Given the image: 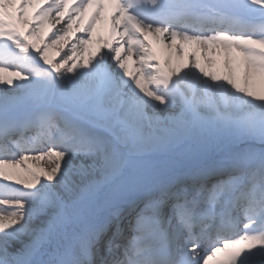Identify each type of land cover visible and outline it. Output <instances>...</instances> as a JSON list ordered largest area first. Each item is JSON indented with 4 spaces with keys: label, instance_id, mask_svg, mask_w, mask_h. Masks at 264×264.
<instances>
[{
    "label": "snow or ice",
    "instance_id": "obj_1",
    "mask_svg": "<svg viewBox=\"0 0 264 264\" xmlns=\"http://www.w3.org/2000/svg\"><path fill=\"white\" fill-rule=\"evenodd\" d=\"M0 264H264V0H0Z\"/></svg>",
    "mask_w": 264,
    "mask_h": 264
},
{
    "label": "bare ground",
    "instance_id": "obj_2",
    "mask_svg": "<svg viewBox=\"0 0 264 264\" xmlns=\"http://www.w3.org/2000/svg\"><path fill=\"white\" fill-rule=\"evenodd\" d=\"M57 27H60V25H57ZM46 30H47V28H46ZM75 30V25H73V31ZM50 57L51 58H58V57H56V54L53 52V53H50ZM40 164H41V166H43V164H44V162L43 161H41L40 162ZM30 165H31V162H30ZM31 166H33V167H35L34 165H31ZM23 173H21V176L23 177Z\"/></svg>",
    "mask_w": 264,
    "mask_h": 264
}]
</instances>
